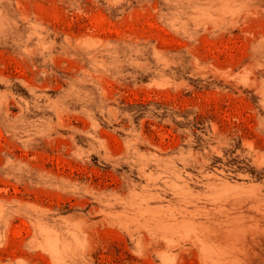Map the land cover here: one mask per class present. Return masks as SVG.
<instances>
[{
  "label": "rangeland",
  "instance_id": "obj_1",
  "mask_svg": "<svg viewBox=\"0 0 264 264\" xmlns=\"http://www.w3.org/2000/svg\"><path fill=\"white\" fill-rule=\"evenodd\" d=\"M0 264H264V0H0Z\"/></svg>",
  "mask_w": 264,
  "mask_h": 264
}]
</instances>
